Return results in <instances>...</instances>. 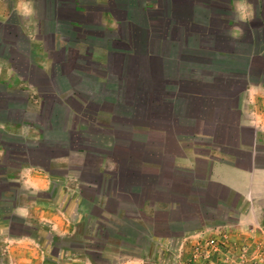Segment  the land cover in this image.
<instances>
[{"label":"crops","instance_id":"1","mask_svg":"<svg viewBox=\"0 0 264 264\" xmlns=\"http://www.w3.org/2000/svg\"><path fill=\"white\" fill-rule=\"evenodd\" d=\"M44 1L0 0V22L7 21L4 8L32 21ZM51 1L56 6L63 1L57 10L54 5L53 21L65 16L66 28L78 35L70 43L91 49L87 61L99 72L76 67L75 73L92 76V89L78 88L77 94L67 87L60 94L48 88L43 95L26 72L0 64L5 97L19 96L15 111L26 115L0 120V132L19 138L22 148L11 156L0 143V183H14L19 192L34 195L11 210L24 226H44L53 236L68 238L79 222L94 223V213L109 218L102 190L109 191L106 182L120 176H127L122 186L133 189L139 187L135 177L147 180L153 200L139 208L147 214L186 208L179 218L182 228H202L216 218L209 213L229 214L261 199L264 0ZM237 28L242 35L233 39L230 33ZM20 31L39 49L40 76L54 83L55 64L43 50L48 28L27 34L20 26ZM69 78L76 87L74 74ZM47 131L61 134L44 139ZM12 160L19 166L13 167ZM119 190L117 185L110 191ZM112 206L116 216L128 208L120 202ZM197 230L187 229L178 239ZM6 240L25 242L23 251H17L22 246L11 249L13 264H42L34 239L8 234ZM59 260L90 264L69 254Z\"/></svg>","mask_w":264,"mask_h":264},{"label":"rangeland","instance_id":"2","mask_svg":"<svg viewBox=\"0 0 264 264\" xmlns=\"http://www.w3.org/2000/svg\"><path fill=\"white\" fill-rule=\"evenodd\" d=\"M63 1L57 2V6L53 5L51 0L40 2L38 9L39 12L36 19L21 18L14 14L8 13L7 9H3L7 15V21L0 22V64L7 66L10 65L16 69L18 73L26 72L30 76V80L41 90L43 89H54L60 94L63 91H67L69 87L72 92L74 91L79 94L78 88L88 89L94 86V80L87 74L75 73L72 69L76 66H82V63H88L87 59L91 55V49H82L80 44L70 43V39L78 38L71 33V29L66 28L65 16L57 17L55 21L52 18V11L57 10L63 6ZM39 18V19H38ZM4 20V18H1ZM40 22V24H39ZM59 22V23H57ZM58 24V25H57ZM41 25V27L39 26ZM20 26L28 33H34L37 28L44 30L48 28V32L43 33V36H48L49 44L43 45L45 53L44 57H48L49 60H53L56 72L54 77V83L44 80L43 76H40L37 63L43 64V59L39 60L40 56L38 48H32L33 45L28 43L26 35L20 31ZM31 28H33L32 31ZM56 28L59 32L50 34ZM43 29V30H42ZM42 35V34H41ZM94 45L97 47L103 46L104 44H86ZM46 48V52H45ZM80 48V49H79ZM38 50V51H37ZM82 50V51H81ZM72 56L78 57V59H69ZM74 64L72 65L71 63ZM26 64H32L26 67ZM51 69V68H50ZM94 72L98 71V67L92 68ZM74 74L76 77V87H74L69 81V75ZM98 74V73H97ZM69 81L70 84H66ZM69 78V80H68ZM52 80V79H51ZM50 83V85H49ZM51 86V87H50ZM82 86V87H81ZM105 88V87H104ZM110 89L111 86L106 87ZM83 89V90H84ZM4 84L0 83V120L7 121L12 118L17 120L24 116L22 112L15 111V106L19 104L20 98H13L8 95L5 97ZM84 97L87 94H83ZM17 110V109H16ZM26 117V115L24 116ZM20 120V119H18ZM17 120V121H18ZM47 131L45 132V138H54L60 136L61 132H55V135ZM91 135H94L91 133ZM87 136V134H85ZM0 143L7 147L8 154L11 156L20 155L21 141L19 138L11 137L0 132ZM94 154V153H93ZM95 157V156H94ZM13 167L19 166L20 161L12 160L10 162ZM94 164V163H93ZM73 168L78 167L76 160L72 163ZM14 187L11 189L9 194H5L7 188L6 184H0V264H13V257H11V249L17 248V251H23V244L25 243H10L6 240L8 234H10L9 226H12V231L27 232L37 237L38 251L41 252L42 264H68L70 261L64 262H53L47 258V254L53 251L52 239L48 241L50 236L47 234V227L36 226V227H25L21 226L22 220L11 213L12 207L18 205L26 198H31L34 195L25 194L19 192L17 185L12 184ZM59 189V187L57 186ZM60 189L61 195H67V190ZM63 192V193H62ZM71 196V195H70ZM68 201V200H66ZM67 203V202H66ZM75 203V202H74ZM75 205V204H73ZM249 208H246L247 203L241 205V207L229 214L225 211H218L209 213L211 219L216 217L214 220H208L204 227L199 228L197 224L191 226L175 228L177 236H182L185 231L196 230L192 234L186 233V238L178 239L177 241H155L151 247H147L144 243L137 241V257L124 256L120 258L116 264H264V195L261 199L253 201ZM73 207V206H72ZM71 207V209H72ZM76 207V206H74ZM73 210V209H72ZM218 213V214H217ZM35 226V225H33ZM41 231L43 233H41ZM43 234V235H42ZM11 237H16L14 234ZM134 244V243H133ZM13 251V254H16ZM24 253V252H22ZM142 257L144 261L140 258ZM145 257V258H144ZM49 260V261H48ZM78 264V263H75Z\"/></svg>","mask_w":264,"mask_h":264},{"label":"trees","instance_id":"3","mask_svg":"<svg viewBox=\"0 0 264 264\" xmlns=\"http://www.w3.org/2000/svg\"><path fill=\"white\" fill-rule=\"evenodd\" d=\"M71 64L73 65L74 62ZM76 67H80L83 72H94L92 68L97 66L89 61L88 63H82V66ZM41 93L45 95L49 92H47V89H43ZM126 177L110 178L111 180L106 182L110 186L109 191L106 189L102 190V195L107 199V210L110 211L108 212L109 218L96 216V213H94L91 215L94 223L79 222L75 225V234L68 238L55 237L46 229L47 234L50 236L48 241L52 239L51 248H53V251L46 255L49 260L56 262L59 258H65L66 254H69L90 264H116L123 256L137 257V245H135L137 241H140L141 244L144 243L149 248L155 241L172 242L178 240L179 236L174 231L176 227L181 226L180 214L185 213L186 208H184L185 211L178 207L168 211L155 210L147 214L145 209L139 208L144 203L153 200L152 196L146 191V185H149V183L147 180L146 182L143 181V177L139 179L135 177L134 183L139 187L129 188L122 186L124 182H127ZM117 185H120L121 190L117 193H111V188L115 189ZM13 187L12 184H9L5 191L10 193ZM204 199L206 204H210V195L206 191ZM119 202L128 208H125V210L120 212V215L116 216V210L112 208V205ZM183 204L185 205L184 202H177L180 207L184 206ZM129 206L137 208L132 210ZM170 221L173 223L171 226ZM21 226H24L23 223ZM12 230V226H9L10 235L29 237L37 241V237L31 233H15ZM41 233L43 232L41 231ZM140 258L144 261L142 257Z\"/></svg>","mask_w":264,"mask_h":264},{"label":"clouds","instance_id":"4","mask_svg":"<svg viewBox=\"0 0 264 264\" xmlns=\"http://www.w3.org/2000/svg\"><path fill=\"white\" fill-rule=\"evenodd\" d=\"M27 14H30V13H27ZM239 19L241 21H245L247 19V17L246 16H241ZM230 35L233 37V39H239L240 35H242V30L237 28L235 31L231 32Z\"/></svg>","mask_w":264,"mask_h":264}]
</instances>
